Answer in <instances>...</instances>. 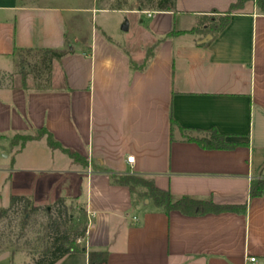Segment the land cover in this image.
Segmentation results:
<instances>
[{
  "label": "crops",
  "instance_id": "0c3cea01",
  "mask_svg": "<svg viewBox=\"0 0 264 264\" xmlns=\"http://www.w3.org/2000/svg\"><path fill=\"white\" fill-rule=\"evenodd\" d=\"M94 1L0 0V72L12 74L14 48L64 50L67 43L69 51L53 62L49 90L0 85V143L34 140L45 129L86 162L67 157L68 168L56 169L14 166L11 158L10 196L38 207L75 198L87 218L85 249L107 252L106 264H264V191L248 194L252 180H264V13L246 1L221 31L207 33L236 0L125 10L147 37L139 48L155 45L138 70L129 51L92 29L93 15L105 10ZM170 119L201 134L215 129L236 146L207 150L176 132L170 141ZM125 174L150 178L173 196L245 210L189 217L164 214L148 200L132 205L128 188L110 182ZM37 176L42 185L33 193ZM55 264H87V254Z\"/></svg>",
  "mask_w": 264,
  "mask_h": 264
},
{
  "label": "trees",
  "instance_id": "16d2710c",
  "mask_svg": "<svg viewBox=\"0 0 264 264\" xmlns=\"http://www.w3.org/2000/svg\"><path fill=\"white\" fill-rule=\"evenodd\" d=\"M246 1H254L259 11L264 13V0H236L230 5L228 12L221 16L217 21L210 24L207 33H217L221 31L228 23L231 11L240 9ZM135 9L145 11L167 12L174 8V0H136ZM108 10H132L126 5V0H113L108 3ZM192 29L189 32H194ZM179 32H170L169 35L178 34ZM168 35V36H169ZM67 43L66 49L54 50L47 48H30L17 49L14 53L21 52L31 53L37 52L38 60L35 63V71L45 73L46 78L44 84L35 83L33 89L38 91L49 90L52 64L59 61L66 53H68ZM155 45L148 48V54L143 62L139 65L131 63L132 67L142 70L147 65L149 56L152 54ZM10 88L19 87L26 89V74L20 73L19 84L15 85L13 80H9ZM174 132L178 134V138L182 141L192 142L203 149H232L236 144L225 141L224 135L218 133L215 129L201 134L192 130H185L170 119L169 122V139L174 141ZM38 136H45L48 146L52 149H58L65 154L73 163L86 165L85 160L77 153L62 147L52 136L45 130H38ZM19 141L22 147L27 141L33 140L31 136H15L12 140ZM15 144V143H14ZM110 182L114 185L125 186L128 188L132 200V205H136L144 200L150 201L162 213L168 214L176 211L184 216L194 217L204 214H218L223 212L242 213L244 206H224L217 205L209 198H194L190 196H173L169 192L157 189L150 178L125 174L111 175ZM264 191V180H252L249 186V198L259 197ZM77 203L75 198H59L46 208V223L44 225V234L35 238V244L29 250L30 264H55L63 257L72 253L85 252L87 254V264H106L107 252L105 251H86L83 241L86 236L87 218L84 209ZM77 206V208H76ZM40 207L34 206L30 197L22 195H14L10 197L9 205L6 208H0V218L5 216L7 212L14 209L28 214L36 211ZM50 209V211H49ZM1 235V234H0Z\"/></svg>",
  "mask_w": 264,
  "mask_h": 264
},
{
  "label": "rangeland",
  "instance_id": "374dc122",
  "mask_svg": "<svg viewBox=\"0 0 264 264\" xmlns=\"http://www.w3.org/2000/svg\"><path fill=\"white\" fill-rule=\"evenodd\" d=\"M93 1L88 0L90 3ZM112 1H94L98 9L105 10H99L93 15L92 29L124 47L129 51L134 64L139 65L141 64L140 55L146 56L148 54L147 50L144 52V50L142 51L143 48H139L140 45H144L147 37L138 26L134 15L127 14L125 10H120L119 12L108 10V3ZM136 4V0H126V5L131 9H135ZM207 20L209 19H206L205 23H207ZM125 23H127V30H122L121 28ZM133 48H135V52ZM37 54L35 51L16 54L15 68L12 74L0 72V85H8L9 80H13L14 84L18 85L20 73L26 74V85L28 87L34 88L35 83L43 85L46 78L45 73L41 72L40 76L37 77L38 74L35 71V63L38 60ZM49 87H52V81ZM14 143H0V155L2 157L7 156V159H1L0 157V208H6L11 197L8 192L9 176L11 174L5 168L9 166L11 158L14 159V166L24 165L25 167L67 169L70 163V160L61 151L48 146L45 136L27 141L21 147L22 150L20 149L21 143L19 141L16 140ZM17 149L21 150V152H16ZM38 177H33V193L39 192L37 189L41 188L42 185ZM55 182L56 180H53L52 183L48 184L50 194H53L55 190L54 185H52ZM48 206L51 207L50 205L42 206L28 214L14 209L0 218V253H4L0 257V264H30L28 253L35 244V238L44 234L43 228L46 223L45 209L49 208Z\"/></svg>",
  "mask_w": 264,
  "mask_h": 264
},
{
  "label": "water",
  "instance_id": "95a60500",
  "mask_svg": "<svg viewBox=\"0 0 264 264\" xmlns=\"http://www.w3.org/2000/svg\"><path fill=\"white\" fill-rule=\"evenodd\" d=\"M121 29H122V30H127V23H125V24L122 26ZM210 38H211L210 35H206L204 38H202V39L198 42V44H204V43H206L208 40H210Z\"/></svg>",
  "mask_w": 264,
  "mask_h": 264
},
{
  "label": "built area",
  "instance_id": "2783aa9c",
  "mask_svg": "<svg viewBox=\"0 0 264 264\" xmlns=\"http://www.w3.org/2000/svg\"><path fill=\"white\" fill-rule=\"evenodd\" d=\"M133 159H134V158H133L132 156L127 157V158H126V162H127V163H132V162H133ZM247 261L250 262V263H254V262H256L255 258H248Z\"/></svg>",
  "mask_w": 264,
  "mask_h": 264
}]
</instances>
